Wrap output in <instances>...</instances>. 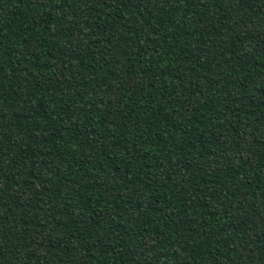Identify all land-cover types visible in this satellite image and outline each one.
Returning a JSON list of instances; mask_svg holds the SVG:
<instances>
[{
  "label": "trees",
  "instance_id": "obj_1",
  "mask_svg": "<svg viewBox=\"0 0 264 264\" xmlns=\"http://www.w3.org/2000/svg\"><path fill=\"white\" fill-rule=\"evenodd\" d=\"M0 264H264V0H0Z\"/></svg>",
  "mask_w": 264,
  "mask_h": 264
}]
</instances>
